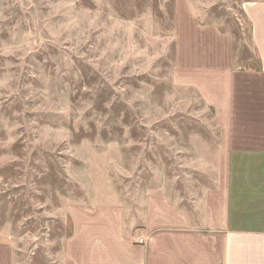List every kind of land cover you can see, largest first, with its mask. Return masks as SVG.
Here are the masks:
<instances>
[{
  "label": "rangeland",
  "instance_id": "1",
  "mask_svg": "<svg viewBox=\"0 0 264 264\" xmlns=\"http://www.w3.org/2000/svg\"><path fill=\"white\" fill-rule=\"evenodd\" d=\"M252 1L0 0V236L20 264L62 250L69 208L203 183L193 140L215 121L190 84L255 69Z\"/></svg>",
  "mask_w": 264,
  "mask_h": 264
},
{
  "label": "crops",
  "instance_id": "2",
  "mask_svg": "<svg viewBox=\"0 0 264 264\" xmlns=\"http://www.w3.org/2000/svg\"><path fill=\"white\" fill-rule=\"evenodd\" d=\"M244 13L257 68L225 61L190 84L215 121L193 140L203 183L188 197L158 185L132 202L67 209L73 233L47 264H264V0ZM11 244L0 236V264H20Z\"/></svg>",
  "mask_w": 264,
  "mask_h": 264
},
{
  "label": "built area",
  "instance_id": "3",
  "mask_svg": "<svg viewBox=\"0 0 264 264\" xmlns=\"http://www.w3.org/2000/svg\"><path fill=\"white\" fill-rule=\"evenodd\" d=\"M138 243H139V244H144V243H145V242H144V239H141V238H140V239L138 240Z\"/></svg>",
  "mask_w": 264,
  "mask_h": 264
}]
</instances>
